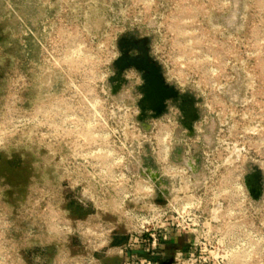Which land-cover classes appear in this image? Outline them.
<instances>
[{
	"label": "rangeland",
	"instance_id": "rangeland-1",
	"mask_svg": "<svg viewBox=\"0 0 264 264\" xmlns=\"http://www.w3.org/2000/svg\"><path fill=\"white\" fill-rule=\"evenodd\" d=\"M127 32L151 38L167 81L202 98L193 136H184L175 121L156 122L168 133L174 127V141L199 157L192 178L200 195L208 178L216 185L225 164L242 173L245 161L264 162V143L260 152L249 151L254 140H264V0H0V264H116L103 249L94 252L85 236L56 228L86 219L118 223L112 245L125 240L121 219L90 217L79 187L50 186L54 213L44 229L40 115L48 98L83 99L93 86L100 92L116 41ZM124 90L114 96L113 141L131 152L130 171L140 176L144 158L158 168V143L152 135L144 142L131 136L136 122L118 118L136 109L134 95ZM8 187L11 195L2 192ZM251 205L244 204L238 218L248 246L236 257L241 264H264V195ZM75 207L86 214L76 216Z\"/></svg>",
	"mask_w": 264,
	"mask_h": 264
},
{
	"label": "built area",
	"instance_id": "built-area-1",
	"mask_svg": "<svg viewBox=\"0 0 264 264\" xmlns=\"http://www.w3.org/2000/svg\"><path fill=\"white\" fill-rule=\"evenodd\" d=\"M109 76L110 72L103 77L106 86L101 87L100 92L93 86L86 98H75L74 94L67 99L57 98L53 103L50 98L44 102L40 115L44 229L48 230V219L54 213L49 209L50 186L56 184L58 190L74 186L79 187L82 198L91 206L90 217L121 219L119 224L126 238L115 246L110 236L117 230L118 223L86 219L73 221L72 225L66 226L64 222L56 225L62 233H78L88 238L86 242L94 252L103 249L105 256L120 259L121 264H162L159 252L167 242L168 233L172 232L185 237L186 247L175 253L168 264H241L237 251L248 245L239 236L245 230L238 218L244 204L250 209L255 201L248 196L236 168L229 165L221 174H216V185L212 186L208 178L202 186L204 194L200 195L188 169L169 161L167 145L166 156L159 157L158 145L157 173L166 181V186L160 187L167 190V195L159 198L158 188L150 177L130 171L131 152L124 145L114 146L116 132L111 122L116 102L109 95ZM75 93L79 94L78 90ZM78 104L85 107L84 114ZM121 116L136 122L132 123L131 136L144 142L152 135L158 143L155 132L145 131L136 121L137 109L132 117L124 113L118 118ZM149 125L152 127L151 123ZM12 226L15 234L16 227Z\"/></svg>",
	"mask_w": 264,
	"mask_h": 264
},
{
	"label": "flooded vegetation",
	"instance_id": "flooded-vegetation-1",
	"mask_svg": "<svg viewBox=\"0 0 264 264\" xmlns=\"http://www.w3.org/2000/svg\"><path fill=\"white\" fill-rule=\"evenodd\" d=\"M151 38L138 35L134 32L124 33L116 41V51L117 55L111 65L110 76L108 79L109 85V95L113 101L114 96L119 93L122 89H125V93L130 97L134 95V105L137 109V117L142 116L149 125V130L155 132L156 136L159 138L162 132L160 131L162 127L161 124H156L161 120L167 118L177 122V124L183 129L184 136L191 137L195 134V123L201 118L202 111L200 109L202 104V98L196 96L194 93L183 89V87L176 86L173 83L167 81L164 75V70L158 60L152 55L151 52ZM121 58V64L125 68L119 74L117 69L114 67V62ZM116 79V90L113 93V88L109 83V80ZM161 80V84L156 80ZM164 102V111L157 118H152L156 115V111L145 110L141 114L140 110L137 108V104L142 102L144 105H151L156 107L160 101ZM117 102V101H116ZM121 103V102H118ZM124 104V103H122ZM136 117V118H137ZM182 121L183 123H180ZM192 121V123H190ZM191 124L192 134L185 129V126ZM157 127V128H156ZM256 126H253L254 129ZM143 128V127H142ZM237 127L234 133L239 137L240 129ZM144 129V128H143ZM174 127L169 131L168 135V151H169V161L180 163L182 166L186 167L191 175L195 173L198 169L199 157L192 151L191 148H187L185 145L177 144L174 141ZM164 133H167L163 129ZM228 132V130L226 131ZM239 143V142H238ZM264 140L252 142L250 152L255 154L260 152L263 148L262 145ZM183 150L185 153V158L182 160L180 153ZM29 165H32L31 163ZM228 166V164H225ZM230 165V164H229ZM233 167L236 166L233 164ZM242 173H238L243 181L245 189L248 196L252 199V195H258V201L264 195V162L258 161L257 158H252L245 161L242 165ZM141 174L144 176H150L157 173V168L150 165L149 162L144 161V167L140 170ZM211 172H208L210 174ZM31 180V178L29 179ZM252 187L255 191L253 194L248 192L246 183ZM11 188L3 189V193L10 192Z\"/></svg>",
	"mask_w": 264,
	"mask_h": 264
},
{
	"label": "water",
	"instance_id": "water-1",
	"mask_svg": "<svg viewBox=\"0 0 264 264\" xmlns=\"http://www.w3.org/2000/svg\"><path fill=\"white\" fill-rule=\"evenodd\" d=\"M114 67L117 69L118 73L120 74L121 71L125 68V66H123L121 64V58H118L115 62H114ZM117 81L116 79H111L109 80V83L111 84L112 88H113V93H115L114 91L116 90V84H117ZM158 81L159 84H161V80H156ZM114 82L116 84H114ZM137 108L140 110L141 114L144 113L145 110H151V111H156V115H154L152 118H157L158 116H160L162 114V112L164 111V102L161 100L157 105L156 107H153L151 105H144L142 102L138 103L137 104ZM136 121L141 125V127L144 128L145 131H148L149 130V124L147 123V121L142 117V116H138L136 118ZM180 123H183L182 121H180ZM192 123V121L190 122ZM189 123V125L185 126V129L189 131L190 135L192 134L193 130H192V127H191V124ZM149 158L147 159H144L145 162H149ZM151 181L155 183V186L158 188V195H159V198H161V195H167V190L165 188H161L160 186L164 187L166 186V181L163 180V179H160L159 176H158V173L154 174V175H150L149 176ZM246 184V187L248 189V192L250 194H253L255 191L252 189L251 186H249L247 184V182L245 183ZM253 199L254 200H257L258 199V195H252ZM171 262V261H169ZM168 262V263H169ZM168 263H165V264H168Z\"/></svg>",
	"mask_w": 264,
	"mask_h": 264
},
{
	"label": "crops",
	"instance_id": "crops-1",
	"mask_svg": "<svg viewBox=\"0 0 264 264\" xmlns=\"http://www.w3.org/2000/svg\"><path fill=\"white\" fill-rule=\"evenodd\" d=\"M167 242L163 245L162 250L159 252V256L162 259V264L168 263L174 257L175 253L182 252L186 247V239L183 236H177L172 232L168 233ZM116 264H121L120 259H116ZM165 261V262H164Z\"/></svg>",
	"mask_w": 264,
	"mask_h": 264
},
{
	"label": "bare ground",
	"instance_id": "bare-ground-1",
	"mask_svg": "<svg viewBox=\"0 0 264 264\" xmlns=\"http://www.w3.org/2000/svg\"><path fill=\"white\" fill-rule=\"evenodd\" d=\"M162 132V134L160 135V137L158 138V145H160L159 147V157H164L166 156L167 154V147L165 144H163L166 136L168 135V132L167 133H164L163 129L160 130Z\"/></svg>",
	"mask_w": 264,
	"mask_h": 264
},
{
	"label": "trees",
	"instance_id": "trees-1",
	"mask_svg": "<svg viewBox=\"0 0 264 264\" xmlns=\"http://www.w3.org/2000/svg\"><path fill=\"white\" fill-rule=\"evenodd\" d=\"M72 212L78 217H82L86 214V211L80 207H75V209H73ZM117 242H118L117 240L114 241V243H117Z\"/></svg>",
	"mask_w": 264,
	"mask_h": 264
}]
</instances>
